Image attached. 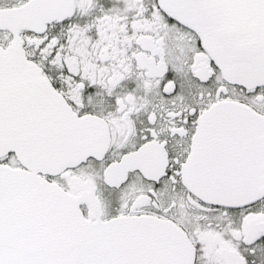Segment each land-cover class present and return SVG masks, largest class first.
Instances as JSON below:
<instances>
[{"label":"snow or ice","instance_id":"snow-or-ice-1","mask_svg":"<svg viewBox=\"0 0 264 264\" xmlns=\"http://www.w3.org/2000/svg\"><path fill=\"white\" fill-rule=\"evenodd\" d=\"M0 264H264V0H0Z\"/></svg>","mask_w":264,"mask_h":264}]
</instances>
